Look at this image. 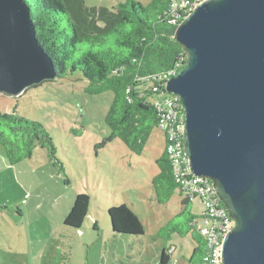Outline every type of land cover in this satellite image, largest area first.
<instances>
[{"label":"rangeland","instance_id":"obj_1","mask_svg":"<svg viewBox=\"0 0 264 264\" xmlns=\"http://www.w3.org/2000/svg\"><path fill=\"white\" fill-rule=\"evenodd\" d=\"M125 1L84 0L109 9ZM80 77L67 73L20 96L0 94V114L15 111L40 122L53 146L52 151L37 146L14 165L0 146V264H160L163 248L173 250L174 262L186 263L193 240L159 234L183 209L178 189L167 202L156 200L152 179L164 150L161 131L153 129L141 155L111 139L104 118L113 93L89 94ZM79 193L89 195L88 213L81 227L73 228L63 221ZM122 203L141 219L144 234L112 231L107 210ZM187 210L201 215L204 207L195 199Z\"/></svg>","mask_w":264,"mask_h":264},{"label":"water","instance_id":"obj_2","mask_svg":"<svg viewBox=\"0 0 264 264\" xmlns=\"http://www.w3.org/2000/svg\"><path fill=\"white\" fill-rule=\"evenodd\" d=\"M174 39L187 59L164 89L184 110V152L235 221L222 264H264V0H203ZM56 78L25 1L0 0V94Z\"/></svg>","mask_w":264,"mask_h":264},{"label":"trees","instance_id":"obj_3","mask_svg":"<svg viewBox=\"0 0 264 264\" xmlns=\"http://www.w3.org/2000/svg\"><path fill=\"white\" fill-rule=\"evenodd\" d=\"M29 7L35 38L51 58L57 78L79 73L85 79L84 91L113 93L104 122L111 139H120L126 147L141 155L154 128L158 112L154 101L164 93L158 76L176 68L187 56L174 39L171 0H151L144 6L134 0L120 2L109 9L87 6L84 0H24ZM56 78V79H57ZM0 146L10 165L27 159L37 146L53 150L52 140L43 125L18 116L16 112L0 114ZM159 172L152 184L156 200L165 203L178 189L166 148L156 160ZM180 191V190H179ZM181 193V192H180ZM183 209L162 226L159 234L169 240L173 234L189 236L194 249L186 263L171 260L163 248L160 264H202L205 244L196 228L201 215L187 210L192 203L181 193ZM89 195L79 193L64 217V224L80 228L88 213ZM112 231L121 235H142L144 225L126 204L107 210ZM2 216V214H1ZM184 216L182 220H177Z\"/></svg>","mask_w":264,"mask_h":264},{"label":"built area","instance_id":"obj_4","mask_svg":"<svg viewBox=\"0 0 264 264\" xmlns=\"http://www.w3.org/2000/svg\"><path fill=\"white\" fill-rule=\"evenodd\" d=\"M202 1L171 0V22L178 25ZM176 74L177 69L174 68L158 77L166 82ZM154 106L159 115L157 128L164 136L166 152L179 190L189 200H200L204 207L201 219L195 223L205 244L202 264H222V241L226 233L233 229L235 221L220 201L212 180L191 171L189 158L183 148L184 110L178 96L164 91L155 99Z\"/></svg>","mask_w":264,"mask_h":264},{"label":"crops","instance_id":"obj_5","mask_svg":"<svg viewBox=\"0 0 264 264\" xmlns=\"http://www.w3.org/2000/svg\"><path fill=\"white\" fill-rule=\"evenodd\" d=\"M163 135V134H162ZM163 138H164V136H163ZM164 148H165V142H164ZM180 195H181V193H180ZM181 199H182V196H181ZM143 223V222H142ZM161 228V227H160ZM172 252H173V250L171 251L170 250V253H171V260H173V261H176L174 258H173V256H172Z\"/></svg>","mask_w":264,"mask_h":264}]
</instances>
